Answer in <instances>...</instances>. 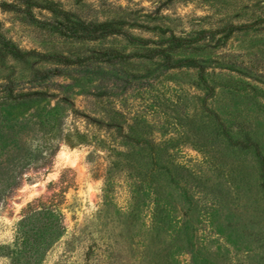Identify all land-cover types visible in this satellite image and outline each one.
Masks as SVG:
<instances>
[{
	"label": "rangeland",
	"instance_id": "374dc122",
	"mask_svg": "<svg viewBox=\"0 0 264 264\" xmlns=\"http://www.w3.org/2000/svg\"><path fill=\"white\" fill-rule=\"evenodd\" d=\"M251 143L264 0H0V264H264Z\"/></svg>",
	"mask_w": 264,
	"mask_h": 264
},
{
	"label": "trees",
	"instance_id": "16d2710c",
	"mask_svg": "<svg viewBox=\"0 0 264 264\" xmlns=\"http://www.w3.org/2000/svg\"><path fill=\"white\" fill-rule=\"evenodd\" d=\"M95 28H96L95 25L80 23L78 25V27L74 30H75V32H82V33H80V34H82L81 36H85V35L90 34V32H93L95 30ZM75 34H77V33H75ZM251 145L255 146L257 155L261 161L262 169L264 171V155L259 151L256 144L251 143ZM263 186H264V183H263Z\"/></svg>",
	"mask_w": 264,
	"mask_h": 264
}]
</instances>
